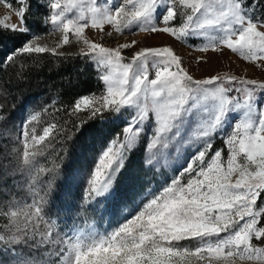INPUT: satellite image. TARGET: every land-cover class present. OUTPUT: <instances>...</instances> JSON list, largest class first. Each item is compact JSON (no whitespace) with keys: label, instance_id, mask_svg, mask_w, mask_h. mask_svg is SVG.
<instances>
[{"label":"snow or ice","instance_id":"snow-or-ice-1","mask_svg":"<svg viewBox=\"0 0 264 264\" xmlns=\"http://www.w3.org/2000/svg\"><path fill=\"white\" fill-rule=\"evenodd\" d=\"M0 4V72L15 66L24 82L19 57L50 53L79 58L98 84L19 116L0 105V148L17 146L23 163L19 179L0 166V264H264V78H197L171 45L86 34H164L264 70V0Z\"/></svg>","mask_w":264,"mask_h":264},{"label":"rangeland","instance_id":"rangeland-1","mask_svg":"<svg viewBox=\"0 0 264 264\" xmlns=\"http://www.w3.org/2000/svg\"><path fill=\"white\" fill-rule=\"evenodd\" d=\"M14 4L15 2L12 1ZM98 2L103 3L104 0H98ZM7 9L0 4V16H3L4 14L7 13ZM77 14V10L73 9L72 12L69 13L70 16H74ZM13 20H15V17H13ZM86 34L89 36L90 39L95 40L96 42H100L104 44L105 46H115L117 43H124V42H130L132 39L138 40L139 46H165V45H171L174 47V49L184 58L186 66L190 68V71L197 77V78H204L209 75H214L217 73H224L228 72L230 74H234L237 76H245L246 78L249 79H254V78H264V70H261L257 68L255 65L248 64L247 62L243 61L241 58H239L237 55L232 54L230 51L225 50L223 55H218L214 52L209 51L207 54H203L199 51H193L191 48L185 46L184 44H181L175 40H173L171 37H168L164 34H159V35H154V36H148L146 34L140 33L136 36L132 35H126L123 37H119L118 39L112 38V37H107L104 39H100L99 35L92 31V30H86ZM58 38V34H49L45 37V39L51 44ZM17 43H20V41H17ZM5 44L8 48H12L11 46V41H5ZM79 45L73 43L70 46H65L64 51L68 52H77L79 50ZM135 49H133L134 51ZM50 54V53H48ZM52 57V54H50ZM200 56H206L207 63L201 62L199 65L196 64V57ZM57 58V57H55ZM67 61H70L71 63H79L75 66H72L70 69L72 73H74V77L79 76L78 69L82 67V62L79 58L76 59H65ZM94 71L89 66L88 68V73H87V79L90 82L89 86L85 88L83 91H80L76 94H72L68 98L63 97L65 101H71L75 96L80 95L84 93L85 91L89 89H94L98 87L97 81L94 79ZM26 83V81L24 82ZM36 85L35 87H30L25 91V94L23 95L22 100H18L17 102L14 101L12 103L7 102L6 103V112H14L17 116H19V108L22 104H43L46 103L48 100H50L56 92L60 88L57 86H51V85H41L40 80L35 81ZM79 91V90H78ZM31 92V93H30ZM15 95H18L16 93ZM22 97V94H21ZM43 119H48L47 115L43 117ZM18 122V121H17ZM15 148V151L13 149ZM20 154H21V149H19L17 146L13 145L12 143H8L7 148H0V166L7 164L8 168L7 171H16L18 176L17 178L19 179V173L23 169V163L20 159ZM70 162L73 163L74 167H83V165L86 163V161L80 160L76 161L71 160ZM137 166L136 163L133 164V168ZM83 184L78 186L77 188V196H79L80 191L82 190ZM9 188L13 191L16 192L17 189L13 188L11 183H9ZM21 196L24 195L23 192L20 193ZM119 218H117L114 223L118 222ZM20 226H23V221H21ZM107 226V225H105Z\"/></svg>","mask_w":264,"mask_h":264},{"label":"trees","instance_id":"trees-1","mask_svg":"<svg viewBox=\"0 0 264 264\" xmlns=\"http://www.w3.org/2000/svg\"><path fill=\"white\" fill-rule=\"evenodd\" d=\"M12 1L15 2L16 0ZM17 44H19L17 41H11L12 47ZM16 63L24 64L26 83H24L25 81L16 82L17 69L15 66L9 67L6 72H0V85H3L6 80H12L11 84L5 85L7 91L0 93V105H3L4 110L7 102L12 103L22 100L25 91L30 87L34 88L36 85L35 81L37 80H40L41 85L49 84L59 87L62 96H65V98L83 91L90 85L87 77L85 78L79 74V76L75 78L73 75L74 73L70 70L72 66L79 63H71L64 58H55L48 53L35 54L33 57L21 56ZM16 93H18V95H15ZM72 160L76 161L78 164L77 161L82 159L74 153Z\"/></svg>","mask_w":264,"mask_h":264}]
</instances>
